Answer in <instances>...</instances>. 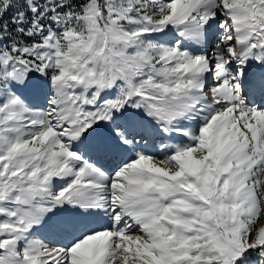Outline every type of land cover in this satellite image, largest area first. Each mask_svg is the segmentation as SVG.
<instances>
[{
	"label": "snow or ice",
	"instance_id": "obj_1",
	"mask_svg": "<svg viewBox=\"0 0 264 264\" xmlns=\"http://www.w3.org/2000/svg\"><path fill=\"white\" fill-rule=\"evenodd\" d=\"M0 264H264V0H0Z\"/></svg>",
	"mask_w": 264,
	"mask_h": 264
}]
</instances>
